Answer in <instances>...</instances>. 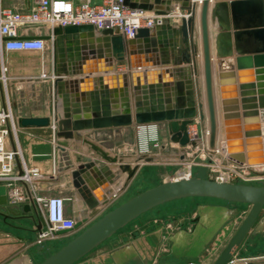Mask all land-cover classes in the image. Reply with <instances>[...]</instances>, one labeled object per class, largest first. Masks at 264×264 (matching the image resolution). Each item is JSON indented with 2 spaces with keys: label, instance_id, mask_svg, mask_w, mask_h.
<instances>
[{
  "label": "water",
  "instance_id": "1",
  "mask_svg": "<svg viewBox=\"0 0 264 264\" xmlns=\"http://www.w3.org/2000/svg\"><path fill=\"white\" fill-rule=\"evenodd\" d=\"M179 1L178 9L187 10L188 17H181L175 24L164 22L153 30L138 28L130 39L123 38L112 29L96 31L91 24L55 26L51 35L44 36L51 42L55 75L50 90L53 95L60 96L62 113H59L56 102L48 115L20 116L16 119V126L52 127L54 142L60 151H66L74 141H83L87 150L93 151V155L73 151L78 164L70 169L71 184L86 204L87 214L77 219L72 227L51 229V233L66 235L89 219L96 218L56 250L47 249L48 253L34 264H72L143 212L185 196H208L249 205L235 232L212 263L226 264L263 209L264 180L247 183L210 178L208 166L202 163L191 176L163 178L102 212L110 201V192L99 196L90 181L91 175L95 176L93 167L96 160L93 157L113 162L120 173H125L118 189L121 190L139 163L157 161L160 154L110 155L87 138L84 134L87 131L163 124L170 142L179 145V152L174 155L181 160L188 157L190 149L201 147L198 140L190 139L188 135V126L198 119L201 127L207 126L210 153H214L221 127L229 160L246 164L264 163V129H257L256 123L264 121L263 98L258 103L254 102L253 80L249 77L245 81L248 83H241L238 87L241 96L238 101L236 94L228 92L226 85L233 83L230 78L233 66L230 60L227 68L222 65L224 58L231 55L229 44L232 37L237 69L252 68L253 59L254 73H264V70L257 69L264 66V0H213L211 8V0H124V4L134 9L169 14L175 11L176 6L172 2ZM209 25L216 32L215 60ZM199 50L203 93L197 61ZM64 61H67L68 69L63 66ZM245 61L247 63L243 65ZM122 63L126 64L127 70L116 71V65ZM61 71L69 77H63ZM115 79L120 83L118 88L115 87ZM259 80H264V77H256L254 81ZM78 82L82 83L81 86ZM16 161L18 173H21L17 158ZM70 165H65L64 170ZM100 170L107 174L108 165L100 166ZM90 188L94 189V194ZM6 203L5 186L0 185V204ZM22 208L34 221L38 232L47 229L45 218L31 199L25 201ZM11 211L19 215L16 210ZM40 246L47 247V242ZM246 264H264V258L249 259Z\"/></svg>",
  "mask_w": 264,
  "mask_h": 264
},
{
  "label": "crops",
  "instance_id": "2",
  "mask_svg": "<svg viewBox=\"0 0 264 264\" xmlns=\"http://www.w3.org/2000/svg\"><path fill=\"white\" fill-rule=\"evenodd\" d=\"M2 3L5 6H10L16 5L18 2L17 0H2ZM179 3L180 1L172 2V5L175 7ZM212 3L213 0L210 1V8ZM197 8L196 24L199 4H197ZM183 11L181 10V12ZM169 23L175 24L178 22L169 20ZM209 27L211 31V25ZM229 45L231 55L225 57L222 64L223 68H227L230 60L233 66V76L230 77L233 83L226 84L228 92H234L236 99L239 101L241 96L239 95L238 87L241 83H248L245 81H248L250 77L253 80L251 83H253L252 92L254 95L252 97H254V102L258 103L260 98H263L264 104V86H262L264 80L254 81L256 77H264V73H254L256 68L254 67L253 59H251L252 68L237 69L232 37ZM3 63L8 67L9 81L7 92L15 120L20 116H46L56 102L59 113H62L60 96L53 95L50 90L51 80H45L39 76L43 69L48 70L50 75H54L52 71L51 45L41 53L6 51L3 54ZM246 63V61L243 62V65ZM63 66L68 69L67 61L63 62ZM257 69L262 71L264 66ZM126 70L125 63L116 65V71L122 72ZM186 72V75H188V71ZM61 75L69 77L64 71H61ZM127 80L130 86V77ZM183 80H185L184 77ZM78 84L81 86L82 83L78 82ZM119 84L118 80L115 79V87L118 88ZM231 87H234V89ZM4 102L3 85L0 81V109L4 106ZM130 102L132 111L131 94ZM239 111L241 112V109ZM256 123L258 125L257 129H264V121ZM241 125L243 126V123ZM154 126L157 131L163 134L164 139V143L161 144V150L157 151V154H160V156L167 155L166 159L169 160L178 159L174 155L179 152L177 145L175 146L170 142L163 124L146 125V132H152ZM221 133L220 127L218 139L222 137ZM84 134L103 150L108 151L110 155L126 153L133 156L137 152L135 145L139 139L138 127L93 130L84 132ZM17 142L26 164L37 167L42 174L38 181L39 186L36 189V194L44 196L60 194L65 197L66 215L75 217L76 220L85 215L88 212V208L71 184L70 169L78 164L74 160L73 151L93 155V151L87 150V144L83 143V141H74L71 142L70 147L66 151H60L54 142L52 127L18 128ZM9 143L12 145L11 137H9ZM220 146L221 144L217 143V147ZM130 147L133 149H130ZM93 159L96 160V164L93 167L95 176L91 175L90 180L92 185L98 190L99 196L103 192L107 194L110 192V201L102 209V212L114 206L119 197L127 192V189L137 179L139 174L146 169L148 171L150 168L147 164L148 162L139 163L132 178L123 189L118 190L125 173H120L113 162H105L94 157ZM67 164L71 165L64 170V166ZM105 164L108 165L109 169L106 172L107 174L100 170V166ZM166 176L171 177L170 175ZM90 190L94 194V189L90 188ZM24 202H7L0 205V264H34L37 263V259L47 252V249H50L49 246H40L36 242L38 231L35 229L34 221L27 216V213L22 208ZM234 203L238 202L193 200V202L188 203L185 200L182 203L184 207L181 209H186V211L182 213L174 214V211H171L172 209H168L164 214H147L141 221L136 222L134 227L120 230L118 234L107 237L98 244V247L96 246L97 248L89 251L72 264H212L235 232L244 216L243 214L246 213L242 205ZM12 209L18 211L19 215L13 214ZM94 218L89 219L88 222L66 235L56 236L52 234L45 241L59 239L63 236H73ZM263 221L264 215L263 219L260 216L257 218L243 242L234 249L231 256L232 259L226 264H246L249 259L264 257L263 251L247 252L246 249L247 240L255 235L256 223H263Z\"/></svg>",
  "mask_w": 264,
  "mask_h": 264
},
{
  "label": "built area",
  "instance_id": "3",
  "mask_svg": "<svg viewBox=\"0 0 264 264\" xmlns=\"http://www.w3.org/2000/svg\"><path fill=\"white\" fill-rule=\"evenodd\" d=\"M17 2L16 5L5 6L0 0V81L5 99L4 106L0 109V184L5 186L7 202L17 203L31 199L36 210L43 215L48 226L46 230L38 232L36 237V242L42 244L47 237L52 236L51 229L70 228L75 224L76 218L66 215L64 196L36 194L42 174L37 167L26 164L17 142L18 127L7 92L9 76L8 67L3 63L4 52H44L51 45L44 36L51 35L52 28L55 26L91 24L96 31L112 29L123 38L130 39L138 28L152 29L169 20L178 22L181 17H188V11L181 12L176 6L177 11L157 14L153 11L131 8L124 4V0H28V3L27 0H17ZM39 76L42 79L51 80V83L55 78L44 69ZM145 127L138 126L139 139L135 150L157 153L152 151L150 146L151 144L154 147L159 146L155 142L157 130L154 126L152 132L147 133ZM207 133L206 126L201 127L198 119L188 126L189 138L198 140L201 147L190 149L187 158L179 159L181 166L174 173L187 166L186 177H188L192 175L193 164L205 163L208 166V175L214 166L225 168V170L218 169L220 174L215 177L216 179L220 176L228 181L230 177H242L240 175L247 173L251 174L248 178L264 180V163L246 164L229 160L224 138L220 139L219 149L216 144L214 153H210ZM9 137H11L12 145L9 143ZM174 145H177L178 149V144ZM130 149L133 148L130 147ZM16 158L22 168L21 173H18ZM196 158L201 161H197Z\"/></svg>",
  "mask_w": 264,
  "mask_h": 264
},
{
  "label": "rangeland",
  "instance_id": "4",
  "mask_svg": "<svg viewBox=\"0 0 264 264\" xmlns=\"http://www.w3.org/2000/svg\"><path fill=\"white\" fill-rule=\"evenodd\" d=\"M163 140H164L163 139V134L160 131H157L156 132V141L155 142H157L159 144V146L158 147H154L151 144L150 146H151L152 151H154V152L160 151L161 150L160 145L162 143H164ZM166 157H167V155L166 156L165 155H161L160 158L157 161L148 162L147 164L150 167L148 169V171H147V169L142 171L139 174V176L137 177V179L127 189V192H125L123 195H121V197H119L118 201L115 204L127 199L128 197H130L131 195L137 193L138 191H141V190H143L145 188H148L150 186H153V185L159 183L166 175H170L171 176L174 173V171L181 166V164H180L181 162H179L180 161L179 159L169 160V159H166ZM196 160L197 161H201L200 159H197V158H196ZM197 166H198L197 163L192 165V174H193V172H194V170H195V168ZM184 168L185 167L180 168L178 170V172L175 173L173 176L181 173L184 170ZM218 169L225 170L224 167L214 166V169L212 171H210L208 177L215 178L216 176H218L220 174V172H218ZM245 175H247V176H245ZM173 176H171V177H173ZM240 176H242V177H238V176H235L233 178L230 177L228 181H235V182L242 181V182H247V183H260V180H258V179L248 178V176H251V174L249 175V174L246 173V174L240 175ZM165 178H169V177L166 176ZM217 179H219V180L222 179L223 180V178H221L220 176ZM185 200L188 203L193 202V200H197V201H199V200H219V201L223 200V201H225L224 199L213 198V197H208V196H185V197L171 199V200L163 202V203H161V204H159L157 206H154L153 208L143 212L137 218L129 221L127 224H125L123 227H121L118 231L114 232L112 235L118 234L120 230L129 229L131 227H134L135 223L138 222V221H141L143 219V217L145 218V215L147 216V214L148 215L149 214H164L166 211H168V209L169 210L172 209L171 211H174V214L182 213L183 211H186V209H181L182 207H184V204H182V203L185 202ZM234 204L242 205L244 210H246V211L248 210V207H249V205L247 203H243V202H238V203H234ZM179 209H181V210H179ZM263 215H264V207L261 210V212L259 213L258 217L260 216V218L263 219ZM255 228H256L254 230L255 234L264 235V221H263V223H258L257 222L256 225H255ZM112 235H110V236H112ZM71 237H73V236H70V237H64L63 236V237H60L59 239L48 240V242H47L48 245L47 246H49V248H50L49 251L56 250L57 248L62 246L67 240H69ZM98 246L99 245H97V247ZM97 247H94L93 249H95ZM47 253H48V250H47V252L45 254L42 255V257L37 259V262L40 261Z\"/></svg>",
  "mask_w": 264,
  "mask_h": 264
},
{
  "label": "bare ground",
  "instance_id": "5",
  "mask_svg": "<svg viewBox=\"0 0 264 264\" xmlns=\"http://www.w3.org/2000/svg\"><path fill=\"white\" fill-rule=\"evenodd\" d=\"M198 9V8H197ZM175 11H177L176 9H175ZM214 28L212 27L211 28V47H212V57H213V59H215V53H214ZM196 37H197V40H198V42H199V45H200V40H199V36L197 35V32H196ZM197 61H198V66H199V79H200V83H201V93H203V82H202V57H201V54H200V50H199V54H198V58H197ZM214 71H215V67H214ZM202 99H203V103H204V95H202ZM206 126V125H205ZM206 129H207V126H206ZM207 132H208V129H207ZM219 135V134H218ZM221 135H222V133H221ZM221 138H223V136L222 137H220L219 139L217 138V142H216V144L217 143H220V139ZM207 144H208V133H207ZM179 146V145H178ZM218 149H219V147H218ZM178 172V171H177ZM176 172V173H177ZM188 175V167L187 166H185V168H184V170L181 172V173H179V174H177V175H175V176H173V178H178V177H186ZM170 178V177H169ZM78 194V193H77ZM98 195H99V193H98Z\"/></svg>",
  "mask_w": 264,
  "mask_h": 264
},
{
  "label": "trees",
  "instance_id": "6",
  "mask_svg": "<svg viewBox=\"0 0 264 264\" xmlns=\"http://www.w3.org/2000/svg\"><path fill=\"white\" fill-rule=\"evenodd\" d=\"M225 201L226 202H235V201H227V200H225ZM246 244H247L246 245L247 252H259V251L264 252V235L255 234L253 238H250L249 240H247Z\"/></svg>",
  "mask_w": 264,
  "mask_h": 264
}]
</instances>
